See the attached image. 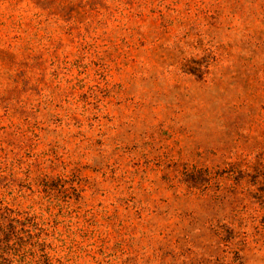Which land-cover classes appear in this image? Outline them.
Returning a JSON list of instances; mask_svg holds the SVG:
<instances>
[{
    "label": "rangeland",
    "instance_id": "rangeland-1",
    "mask_svg": "<svg viewBox=\"0 0 264 264\" xmlns=\"http://www.w3.org/2000/svg\"><path fill=\"white\" fill-rule=\"evenodd\" d=\"M0 264H264V0H0Z\"/></svg>",
    "mask_w": 264,
    "mask_h": 264
}]
</instances>
